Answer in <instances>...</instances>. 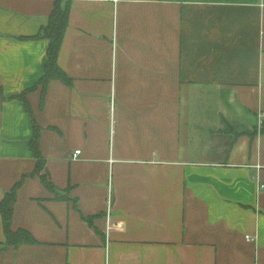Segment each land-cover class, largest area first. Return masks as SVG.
Segmentation results:
<instances>
[{
    "label": "crops",
    "instance_id": "1",
    "mask_svg": "<svg viewBox=\"0 0 264 264\" xmlns=\"http://www.w3.org/2000/svg\"><path fill=\"white\" fill-rule=\"evenodd\" d=\"M263 128L264 0H0V264H264Z\"/></svg>",
    "mask_w": 264,
    "mask_h": 264
},
{
    "label": "trees",
    "instance_id": "2",
    "mask_svg": "<svg viewBox=\"0 0 264 264\" xmlns=\"http://www.w3.org/2000/svg\"><path fill=\"white\" fill-rule=\"evenodd\" d=\"M69 13L70 9L68 5L63 8L59 2H56L55 7L51 12L48 24L43 27L41 33L35 37L45 38L50 41L47 49V62L45 64L44 75L40 78L37 85L42 87V102L45 98L48 85L52 80H60L67 85H70L72 83V79L58 64L59 52L62 46L65 31L68 26ZM31 90H33V88L27 91ZM27 108H29L28 105ZM33 125L34 134L30 141V147L35 158L37 159V166L33 174L36 175L45 168V158L42 156L39 150L40 130L37 127L35 120L33 122ZM262 131H264V128ZM41 178L44 185L54 192L55 189L52 183L47 179V176L42 175ZM21 184L22 181L18 182L0 202V215L3 220L6 243L8 245L15 246L16 248L24 244H35L37 242L29 231L24 229L14 230L12 228V218L14 206L17 200V191ZM57 197L62 198V196Z\"/></svg>",
    "mask_w": 264,
    "mask_h": 264
},
{
    "label": "built area",
    "instance_id": "3",
    "mask_svg": "<svg viewBox=\"0 0 264 264\" xmlns=\"http://www.w3.org/2000/svg\"><path fill=\"white\" fill-rule=\"evenodd\" d=\"M80 154H81V150H76L75 154H74V157H77V155H80ZM260 189L264 190V185L263 184L260 185ZM110 205H111V203H110ZM246 239L249 240V241L254 240V238L252 236H246Z\"/></svg>",
    "mask_w": 264,
    "mask_h": 264
}]
</instances>
